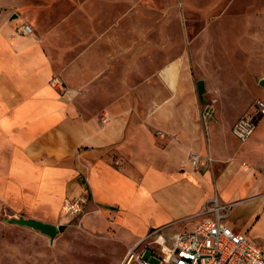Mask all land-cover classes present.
Returning <instances> with one entry per match:
<instances>
[{"label":"crops","instance_id":"obj_1","mask_svg":"<svg viewBox=\"0 0 264 264\" xmlns=\"http://www.w3.org/2000/svg\"><path fill=\"white\" fill-rule=\"evenodd\" d=\"M119 2L0 0V201L57 224L64 198L87 187L59 234L119 244L120 264L214 219L216 204L264 249V117L241 144L216 112L205 130L191 71L129 47ZM191 152L213 160L195 168Z\"/></svg>","mask_w":264,"mask_h":264},{"label":"rangeland","instance_id":"obj_2","mask_svg":"<svg viewBox=\"0 0 264 264\" xmlns=\"http://www.w3.org/2000/svg\"><path fill=\"white\" fill-rule=\"evenodd\" d=\"M117 1L127 2H119V6L130 16V21L122 23L128 46L144 43L145 49L154 48L161 66L164 59L185 63L200 110L212 106L214 118L216 112L217 120L226 122L229 132L243 116L257 119V104L264 105V0ZM137 12L144 16L143 23L136 21ZM135 32L143 36L136 38ZM200 79L206 83L202 100L197 87ZM22 211L0 201V264L121 263L124 255L118 262L123 252L119 244L83 234H59L51 243L47 235L9 221L31 217ZM66 218L60 210L59 227L67 229L76 221Z\"/></svg>","mask_w":264,"mask_h":264},{"label":"built area","instance_id":"obj_3","mask_svg":"<svg viewBox=\"0 0 264 264\" xmlns=\"http://www.w3.org/2000/svg\"><path fill=\"white\" fill-rule=\"evenodd\" d=\"M18 31L23 34L32 33L28 24H23ZM53 84L63 89L60 77L52 78ZM214 119V110L210 105L201 109V121L205 130ZM255 129L254 117H241L232 126V134L240 142L247 141ZM191 164L198 168L202 160L209 164L213 158H203L199 153L191 152ZM88 188L84 186L82 193L73 197H65L61 212L67 218L80 216L88 201ZM217 201L216 198L213 199ZM223 212H220V211ZM208 211H216L214 219L200 222L192 230L180 231L173 235L170 244L159 243L160 250L144 248L131 249L125 264H264V249L256 245L246 234L234 232L224 221L227 216L226 205H218Z\"/></svg>","mask_w":264,"mask_h":264},{"label":"water","instance_id":"obj_4","mask_svg":"<svg viewBox=\"0 0 264 264\" xmlns=\"http://www.w3.org/2000/svg\"><path fill=\"white\" fill-rule=\"evenodd\" d=\"M261 84L264 85V79L261 80ZM198 88H199V94L201 99H203V93L205 92V87H204V82L199 81L198 82ZM257 107L259 108L258 111V117L255 120L254 123L256 124L259 119H261L264 115V105L258 103ZM12 223L26 226L29 228H32L34 230L39 231L40 233L47 235L50 238V242L53 243L57 235L59 234L60 227L58 224H52L44 221H40L37 219H32V218H27V217H19V218H14L9 220Z\"/></svg>","mask_w":264,"mask_h":264},{"label":"trees","instance_id":"obj_5","mask_svg":"<svg viewBox=\"0 0 264 264\" xmlns=\"http://www.w3.org/2000/svg\"><path fill=\"white\" fill-rule=\"evenodd\" d=\"M60 230H64V226H61V227H60Z\"/></svg>","mask_w":264,"mask_h":264}]
</instances>
